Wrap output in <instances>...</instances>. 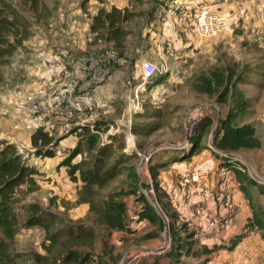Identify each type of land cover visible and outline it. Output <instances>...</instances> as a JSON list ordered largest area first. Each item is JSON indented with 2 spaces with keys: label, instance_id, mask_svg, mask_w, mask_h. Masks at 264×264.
I'll use <instances>...</instances> for the list:
<instances>
[{
  "label": "crops",
  "instance_id": "0c3cea01",
  "mask_svg": "<svg viewBox=\"0 0 264 264\" xmlns=\"http://www.w3.org/2000/svg\"><path fill=\"white\" fill-rule=\"evenodd\" d=\"M108 3L113 5L115 1ZM204 6L217 8L228 17L229 22L236 26L235 29L251 28V31L255 33L253 35L258 39H262L264 36V32H261L264 29V0H172L167 10L159 13L160 18L156 15L158 10L156 12L150 10L146 13L147 22H154V26L152 28L148 25L143 27L137 36L141 41L145 39L147 41L155 40L158 44L155 47L153 45H143L142 47L139 45V48H130L128 51L130 58L126 55L120 56L121 53L109 46L94 48L93 51H90L93 47H90L89 39L92 33L90 34L89 31L87 40L73 45L64 43L65 45L56 47L52 41L42 45L34 40L32 52L27 57L26 69L23 68L28 71V77L19 87L17 83L15 85L13 83L14 66L4 70L5 80L2 78L0 80V139L13 144L19 154L24 153L26 159L28 152H33L32 146L30 147V137L35 129L41 128L58 140L53 157L31 154V158L26 162L28 167L34 166V169L42 174L33 177L39 188L27 194L23 200L25 204L37 203L47 209L43 205L48 204L49 201L48 206L50 208L47 210L59 215L62 213L54 210L55 203H59L62 199L61 196H63V193H59L58 184H62L63 180L69 184H73V182L69 180L67 175L64 176L61 171H58V162L65 158L70 149L77 146L81 139L85 138V145H89L90 134L98 132L95 125L99 121L106 123L112 121L116 125L122 126L123 121L118 122L117 120L122 119L123 96L128 87L126 81L130 80L135 85L140 84L143 89V84L133 81L136 78L133 76V69L136 68L137 74H140L139 76L142 78V67L146 63H154L156 50H159V54L161 52L171 54V51L168 50L169 46L177 47L183 44L181 39L169 34L170 23L174 21L178 25L179 31L180 21ZM116 9L124 12L119 8ZM125 17L123 24L128 21V13H125ZM194 38V35H191L190 42L195 41ZM194 43L192 42V47L191 43H186L183 48L192 50L197 47ZM26 44L27 41L25 40L22 46ZM20 47L10 56L11 58L13 55L24 57L29 54L23 53L24 50H21ZM101 48H106V51L101 52L102 54L98 51ZM260 54L255 53V55ZM101 60L103 64H101ZM100 64L106 70L109 82L98 85L94 89L98 105L86 104L83 101L82 110L70 120H62L54 116L50 106L55 99L45 101L46 90L51 86H56V81L59 79L58 90L66 93L71 92L72 96L79 95L86 89L93 68ZM7 65L5 63L3 67H0L1 72ZM131 66L132 69L130 70ZM8 73L9 75H7ZM256 82L262 86V79H257ZM256 82L249 81L245 84H237V87L249 101H253L255 96L263 92L262 89L256 88ZM10 85H14L15 88L11 90ZM6 86L7 89L4 88ZM211 112L212 110L208 109L205 113L201 108L195 115L199 113L208 115L212 114ZM221 114V112L218 113V119ZM245 123L250 122L242 124ZM111 127L107 133L112 141V137L119 132V129L113 125ZM81 131L82 136L78 138ZM255 136L260 141L259 148L225 150L216 146L205 145L204 147H197L198 150L194 153L197 145H193V150L186 156L174 159L164 168L157 167L156 175L150 171L159 191V209L165 225L163 232L172 231L174 225L183 224V217L188 216L192 206L200 202L205 203L206 209L212 217L219 216L221 220L225 221L223 227H215L202 240L195 238L189 226H186L187 232L191 236L189 240L197 242L196 247L198 250H202L203 254L196 257L197 255L193 254L195 248L187 255L176 250L175 254L172 252L173 264H183L185 259H188V264H264V213H262L264 211V145L262 138L256 134ZM80 145H82L81 142ZM92 147L91 149L94 148ZM84 152L81 151L82 154ZM81 159L82 155L78 154L72 163ZM203 160H210L213 164V171L206 179V193L200 192L201 185L199 183L191 184L189 190L184 191L177 182L176 175L183 172L192 163ZM224 168H228L230 172L222 174L220 169ZM251 168L256 172L257 179L251 177L248 171ZM64 169L67 170V166H62V171ZM221 189L223 192L220 194ZM37 194L42 195L44 200L42 204L33 200ZM138 196L139 192L136 196L129 195L123 199L127 215L125 225L132 232L142 229L152 232L153 227L150 217L147 215L149 211L146 201L142 211L137 214V218L133 222L129 221L130 209L134 203L140 202L137 201L139 200ZM68 198L64 200L67 201ZM70 198L76 204L77 193L74 192ZM143 201L142 199L141 202ZM58 205V208L65 210L62 204ZM81 206L83 213H86V208L88 212L87 204L81 203ZM174 231L177 232L178 229L173 230V233ZM160 238V242L156 239L144 241L141 244L157 246L163 240V233H160ZM179 241L183 242V239ZM134 247L136 246H132V248Z\"/></svg>",
  "mask_w": 264,
  "mask_h": 264
},
{
  "label": "rangeland",
  "instance_id": "374dc122",
  "mask_svg": "<svg viewBox=\"0 0 264 264\" xmlns=\"http://www.w3.org/2000/svg\"><path fill=\"white\" fill-rule=\"evenodd\" d=\"M4 1L10 3L28 24L27 44L24 46L21 45L22 47H20V49L24 50L23 53L29 54L24 57L22 55L18 57L13 55L12 58L10 57L11 59L8 58L7 62H5L8 65L2 69V72L0 69V80L1 78L5 80L4 77H6V75L3 74L4 70L14 66L13 70L15 71V77L13 83L14 85L17 83L19 87L28 77V71L24 69H26L27 66V57L32 52V43L34 40L42 45L52 41L53 45L56 47L63 46L66 43L73 45L87 40L86 37L90 31V34H92L90 35L89 43L90 47H93L90 51H93L94 48L98 49L99 47L109 46L113 47L118 53H121L120 56L124 57V55H126L130 58L128 53L130 48H139V45L141 47L143 45H153L155 47V45L158 44L155 40L147 41V39H145L141 41L137 36H139L140 30L143 27L148 25V27L151 26L152 28L154 26V22H147L146 13L150 10L154 12L158 10L156 15L159 17L161 11L169 8L172 0H38L35 8L31 6L32 3L30 0ZM109 1H115V3L110 5L108 3ZM116 8L124 10L123 13H128V21L126 24L124 23L122 25L125 32L124 46L122 48H114V43L112 41L109 43V41L98 40L95 36V30L93 32L91 31L93 17L99 13V11L109 12ZM188 17H193V14ZM179 29H181V27ZM261 32H264V29ZM253 34L255 33L251 31V28H238L232 33L227 30L206 39H200L194 36L195 41L192 40L191 42L190 38L186 40L184 37L177 35L176 38L181 39L183 44L177 47H173V45L169 46V49H167L171 51V54H164L162 52L159 54V50H156V59L154 63L157 69L149 80H143L139 76L140 74H137L136 68L133 69V76L136 77L133 81L143 84V89L140 94L142 97L141 110L132 117L131 122L132 130L137 137V145L140 149H148L152 146L163 148L154 154L151 161L149 170L153 175H156L157 167L164 168L174 161V159H180L188 154L183 150L164 147L176 145L183 141V124L185 119L191 114L195 115L198 113L201 108L205 113L208 109L212 110V114H197L202 117V120L197 127V134L193 140L194 145H197L194 153L198 150L197 147H204L205 145H212L215 147V144H217L216 141L221 137L219 135L226 133L229 127L241 125L244 122H250V124L254 126L255 134L262 138L264 145V36L262 39H258ZM29 41L32 42L28 43ZM192 42L196 43V48L192 50L190 48H183L186 43H191L192 47ZM98 51L100 53L104 52L106 48H101ZM255 53H261L262 55H255ZM100 62L103 64L102 60ZM3 65L1 66L3 67ZM225 67L234 68L236 74L242 73V83L244 84L249 81L256 82L257 79H262V86L256 82V88L262 89L263 92L255 96L253 101L250 100L248 102L246 112L237 115V117L231 120L228 117L231 109L229 96L228 101L225 104H221L217 101L216 95L208 97L205 94H199L194 91L195 82L200 74ZM129 69L131 70L132 66ZM7 75H9V73ZM14 85H10L9 88L13 90V88H15ZM4 88L7 89L8 87L6 86ZM123 112L124 101L121 115L122 119ZM219 112L222 114L218 119ZM122 119L120 118L117 121L120 122ZM111 125L119 129V132L112 137V143L108 145L115 146L121 143L124 147V123H122V126L120 124L118 126L112 121L108 123L99 121L95 125L96 131L98 132H96V134L92 133L97 137L96 142L92 145L94 148L91 146L93 148L91 149L90 145H85V138L80 140L82 144L80 145V149L81 151H85L83 154L80 153L82 158H87L88 152L95 153L98 147L102 146V140L99 134L102 138L107 137L109 135L107 130L112 128ZM138 132H141V134H138ZM84 135H86V133H84ZM81 136L82 131L79 133L78 138ZM4 141L7 142V140ZM74 148L70 149V151ZM70 151L68 153H70ZM85 153L86 155H84ZM31 154L39 156L36 155L34 150L32 153L28 152L27 159L24 153L20 154L25 164L29 161V158H31ZM118 156H120L119 153H114L110 163H113ZM128 158L129 157L126 155L120 158L123 163L119 168V175L114 180L108 182L105 187L97 190L99 196L93 197V203L95 205L93 213L87 212V208L86 213H83L81 210L83 205L75 204L70 198L73 196L74 192L78 195V191L82 186L81 182L75 183L69 178L73 184H69L66 180H63L62 184H58L60 188L59 193H63V196H61L62 199L59 203H55L54 210L56 209L55 211L62 212L60 215L58 214L63 219L62 221H64V223L86 224L91 226L95 233L93 249L78 247L75 244L71 247L73 250H77L79 255L82 253L88 255V260H85L82 264H118L124 254L128 252L132 246L138 247L145 245L141 243L148 240L158 239L160 242V233H164L163 230L165 225L162 221L164 218H162L159 206L156 205L153 207L151 203L147 205L148 202L146 203L149 211L147 215H149L151 226L153 227L152 232H147V229L135 230L132 232L126 225L125 227L121 225L118 228L110 229L96 224L93 220L97 206L123 201V199L129 195L136 196L140 190V186L144 185L146 176L141 172L142 175L139 174L136 170L139 164L137 157ZM63 159L64 158L58 162L57 169H59L58 171H61L64 176L67 175L69 177L66 169L62 171L63 165L61 163ZM31 168L34 170L33 177L42 174H39V172L34 169V166ZM245 169L247 170V168ZM248 171L252 178L257 179L256 172L252 168ZM36 185L38 189L39 186L37 183ZM41 196V194H37L33 197V200L42 204L44 200ZM65 198H68V200H64ZM24 202L25 201H21V204L26 205ZM58 204H62L65 210L58 208ZM48 205L49 201L48 204L46 203V205L43 206L48 209L50 208ZM262 213H264V211ZM24 217V214L20 212V223H22ZM186 226L185 223H181L179 226L174 225L173 230L178 229V231H174V233L173 230H168L175 241V249L173 252L175 254V251L179 250L180 253L187 255L188 252L195 248L193 254L199 257V254H203V251L197 249V242L189 240L191 236L188 234ZM44 238V231L38 226L21 228L15 237L13 245L14 252L18 254L13 264L39 263L34 255L39 254L43 256L46 254L45 251L41 249ZM182 239L183 242L179 241ZM61 241L62 240L57 242L51 248L50 253H48V258L55 257L59 253V243ZM61 255L64 256V252H62ZM83 257L84 256H82L81 259ZM173 257V254L170 253L165 258L159 259V261L154 260L149 264H173ZM183 264H188V259H185Z\"/></svg>",
  "mask_w": 264,
  "mask_h": 264
},
{
  "label": "trees",
  "instance_id": "16d2710c",
  "mask_svg": "<svg viewBox=\"0 0 264 264\" xmlns=\"http://www.w3.org/2000/svg\"><path fill=\"white\" fill-rule=\"evenodd\" d=\"M30 2L31 6L35 8L38 0H30ZM125 19V13L117 9L110 12L99 11L93 17L91 31L95 30L97 39L112 41L114 48H122L125 38L122 25ZM27 25L10 3L0 0V65L7 62L8 58L27 40ZM239 83H242V73L236 74L234 68L213 69L197 77L194 91L208 97L216 95L217 101L221 104H225L229 96L231 109L228 117L234 119L237 115L246 112L249 102L237 87ZM220 136L215 144L220 149H256L261 145L255 136V129L250 123L231 126L226 133H222ZM96 140L97 137L90 134V147ZM30 141L36 155L41 157L55 155L54 149L58 140L43 129H35L31 134ZM122 149L121 143L115 146L103 145L98 147L95 153L89 152L87 158L72 163L73 159L81 153L79 143L67 154L61 164L67 166L71 181L82 183L76 204H87L88 211L93 213L95 208L93 197L99 196L97 190L105 187L108 182L119 175V168L123 163L120 158L125 155L129 157L128 159L136 157L134 154L123 153ZM114 153H119L120 156L110 163ZM33 174L34 170L22 161L16 147L0 140V264L14 263L18 257L13 249L15 237L21 228L32 226L42 228L45 234L41 249L46 254L43 256L35 254L36 260L39 261L35 264H82L88 260V255L85 253L79 255L77 250H73L71 247L75 244L78 247L93 249L95 242L93 228L83 223H64L58 214L44 209L37 203L22 205L21 201L27 194L37 189ZM20 212L25 216L22 223L19 219ZM95 212L93 220L96 224L110 229L118 228L121 225L125 227L127 215L126 205L123 201L99 205ZM60 240L62 241L59 243V253L55 257L48 258L51 248ZM62 252H64V256L61 255ZM82 256L84 257L81 259Z\"/></svg>",
  "mask_w": 264,
  "mask_h": 264
},
{
  "label": "built area",
  "instance_id": "2783aa9c",
  "mask_svg": "<svg viewBox=\"0 0 264 264\" xmlns=\"http://www.w3.org/2000/svg\"><path fill=\"white\" fill-rule=\"evenodd\" d=\"M178 25L172 21L170 23L171 30L169 34L172 36L180 35L184 39L188 40L191 35L199 37L200 39L211 38L221 32L229 30L233 32L236 26L229 22L226 15L222 14L217 8L211 6H204L193 14V17H187L180 21L178 31ZM179 32V33H178ZM182 32V33H181ZM157 66L155 63H146L142 67V78L144 80L151 78ZM109 82V77L106 70L101 65H96L93 68V72L87 81L86 89L83 93L72 96L71 92H62L58 90L60 80L56 81V86L49 87L45 92V101L49 99H55L51 104V113L62 119L70 120L78 112L82 110V102L86 104L98 105V101L95 99L94 89L98 85ZM127 90L124 93V147L123 152L125 154H134L138 161L137 172L146 176L144 185L139 191L140 202L134 203L130 209L129 221L133 222L137 218V214L142 211L145 202L151 203V205L159 206V191L155 180L153 179L149 167L153 159L154 154L163 148L152 146L148 149H140L137 145V137L132 130V117L141 110V85L133 84L130 80L126 81ZM202 120L199 115H189L183 124L184 139L176 145L166 146L168 149H179L186 153H190L193 150L194 138L197 134V127ZM96 133V132H95ZM102 146L111 144L110 136L102 138ZM54 137V136H53ZM56 147V146H55ZM55 150V149H54ZM222 174L230 172L228 168L220 169ZM213 171V164L210 160L197 161L192 163L183 172L176 175V180L179 182L180 187L184 191H188L191 184L199 183L201 186V193H206V179L208 175ZM141 172V173H140ZM141 174V175H142ZM140 175V178H141ZM224 189V187H222ZM223 189L219 191L221 194ZM144 200L141 202V200ZM204 221V222H201ZM183 222L189 226L193 236L198 240H202L207 236L215 227H223L225 221L221 220L219 216L212 217L205 206V203L200 202L192 206L191 213L188 216L183 217ZM175 249V241L173 237L164 231L163 240L157 246L141 245L129 250L118 264H149L154 260L165 258L168 254L172 253ZM144 262V263H143Z\"/></svg>",
  "mask_w": 264,
  "mask_h": 264
},
{
  "label": "water",
  "instance_id": "95a60500",
  "mask_svg": "<svg viewBox=\"0 0 264 264\" xmlns=\"http://www.w3.org/2000/svg\"><path fill=\"white\" fill-rule=\"evenodd\" d=\"M126 253H127V252H126ZM126 253H125V254H126ZM125 254H124V255H125Z\"/></svg>",
  "mask_w": 264,
  "mask_h": 264
}]
</instances>
